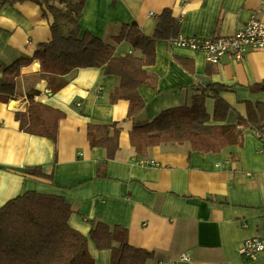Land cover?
<instances>
[{"label":"crops","instance_id":"0c3cea01","mask_svg":"<svg viewBox=\"0 0 264 264\" xmlns=\"http://www.w3.org/2000/svg\"><path fill=\"white\" fill-rule=\"evenodd\" d=\"M165 8L184 35H231L251 17L264 22V0H84L80 33L113 43L122 24L135 22L152 35ZM50 21L34 0L0 1V75L2 67L31 57L40 43L51 39ZM129 52L128 42L115 44L116 55ZM47 68V61L38 59L22 66L16 96L0 100V206L26 191L62 196L72 209L73 228L84 235L91 221L123 228L130 246L153 254L145 264H264V251L250 260L238 253L244 239L264 236L263 139L246 130L240 146L228 145L216 153L193 150L189 142L160 143L147 149L153 164L145 165L136 162L130 142L135 125L167 108L191 105L200 86L229 87L221 93L230 105L225 124L244 114L245 102L264 104V90L249 88L264 84L262 50L248 49L241 59L224 56L213 64L201 53L157 41L154 63L139 74L143 83L137 91L145 106L132 118L127 117L128 100L109 101L120 78L106 74L104 66L71 70L55 92L48 87ZM31 90L36 101L65 113L56 142L19 129L15 112L26 109ZM207 111L213 113L212 101ZM89 123L118 129L115 158L105 160L104 148L89 145ZM37 166L51 177L25 172ZM88 248L93 264H110L109 250L97 249L91 240ZM182 254L189 260H179Z\"/></svg>","mask_w":264,"mask_h":264},{"label":"trees","instance_id":"16d2710c","mask_svg":"<svg viewBox=\"0 0 264 264\" xmlns=\"http://www.w3.org/2000/svg\"><path fill=\"white\" fill-rule=\"evenodd\" d=\"M13 3L23 0H0ZM51 16V39L40 43L31 57H20L2 67L0 75V100L7 102L16 96V80L20 69L32 60L47 61L46 80L52 92L62 88V77L73 69L102 67L106 74L120 78V85L109 94V101L128 100L127 117L139 114L145 103L137 88L143 83L140 71L155 61V44L179 34L180 26L170 9L165 8L156 17L152 35H145L137 23L122 24L113 43L104 42L88 31L80 33L78 24L84 0H34ZM128 42L130 52L115 54V44ZM178 62L184 67L187 62ZM190 69V68H187ZM251 91L264 90L263 83L249 87ZM229 87L211 83L197 88L191 105H181L162 110L153 120L135 125L130 132V142L137 157L146 158L147 149L166 142H189L191 149L220 152L232 144L241 145L242 135L252 130L264 140V104L245 102L244 114L238 115L234 124H225L230 105L221 97ZM36 91L27 94L29 103L24 111L15 112L19 129L33 135L50 138L56 142L58 122L65 117L59 109L34 99ZM212 101L213 113L207 111ZM212 120V123H210ZM91 147L105 149V160L115 158L119 131L114 124L89 123L86 130ZM28 175L51 177L41 167H26ZM70 205L59 195L26 191L0 206V264H93L88 242L99 250H109L110 264H145L153 254L132 247L127 241V231L111 227L101 221H91L92 228L84 235L69 224Z\"/></svg>","mask_w":264,"mask_h":264},{"label":"built area","instance_id":"2783aa9c","mask_svg":"<svg viewBox=\"0 0 264 264\" xmlns=\"http://www.w3.org/2000/svg\"><path fill=\"white\" fill-rule=\"evenodd\" d=\"M168 41L172 46L201 53L207 62L216 64L224 56L241 59L248 49L264 52V22L257 17H251L243 28L231 35L203 37L179 33ZM136 162L143 165L153 164V161L147 158H137ZM262 251H264V236L246 238L238 249L239 255L247 260L254 259ZM179 260L187 261L189 257L182 254Z\"/></svg>","mask_w":264,"mask_h":264},{"label":"bare ground","instance_id":"6f19581e","mask_svg":"<svg viewBox=\"0 0 264 264\" xmlns=\"http://www.w3.org/2000/svg\"><path fill=\"white\" fill-rule=\"evenodd\" d=\"M40 65H42V63H40V64H39V63H37V65H36V66H38V67H39Z\"/></svg>","mask_w":264,"mask_h":264}]
</instances>
